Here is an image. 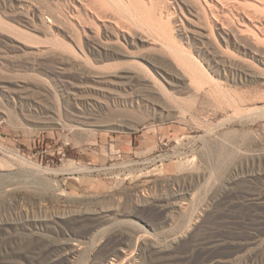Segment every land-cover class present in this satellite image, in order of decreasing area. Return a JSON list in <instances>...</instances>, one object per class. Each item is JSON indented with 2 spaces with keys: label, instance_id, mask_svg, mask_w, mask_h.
Masks as SVG:
<instances>
[{
  "label": "rangeland",
  "instance_id": "rangeland-1",
  "mask_svg": "<svg viewBox=\"0 0 264 264\" xmlns=\"http://www.w3.org/2000/svg\"><path fill=\"white\" fill-rule=\"evenodd\" d=\"M79 1L0 0V264H264V117L244 115L264 107V0H220L224 30L203 0L137 12L223 92L171 84L146 28ZM58 39L119 50L87 64Z\"/></svg>",
  "mask_w": 264,
  "mask_h": 264
},
{
  "label": "bare ground",
  "instance_id": "bare-ground-1",
  "mask_svg": "<svg viewBox=\"0 0 264 264\" xmlns=\"http://www.w3.org/2000/svg\"><path fill=\"white\" fill-rule=\"evenodd\" d=\"M80 4H83V6L86 8V10L88 9V7L90 6L89 2L88 3H83L79 0H77ZM88 1V0H87ZM103 3L107 4L108 7L110 6L111 8L115 9V11L117 10L118 13L120 12L121 14L127 16L129 19H130V22H132V24H134L135 26L139 27V28H146V32L147 34H149V36H151V38L153 39V41L155 42H159L160 45L167 49L170 54H172L174 57V60H176L175 62L178 64V66L180 67V69L183 71V76L181 78H176L175 81H172L171 84H180L182 86H191L193 87L195 90H199L201 88H203V86L205 85H212L214 90H217V91H222L221 87L219 86V84L217 83L216 80H214L209 74H208V71H206V69L204 67H202V65L200 64V62H198L195 58V56H193L189 51L187 50H184L182 48H179L177 47L176 45L173 44L172 40L170 37H165L163 35L160 36L158 35L157 33L153 32L152 29H150L149 27L146 26V23L144 20L145 18H142L139 14H137V12H139L141 9H147L146 8V5H145V1L144 0H101ZM148 3L151 5V6H154V4L152 3V0H147ZM200 1V0H199ZM205 2V5L207 6V8L209 9L210 11V14L212 17H215L214 20L216 22H218L220 25H219V30H224L226 29L227 25L225 24L224 22V19L222 17V19L220 18V16L218 15V6L217 4H219L218 2L220 0H211V1H208V0H203ZM225 1V0H224ZM223 1V2H224ZM77 2V3H78ZM222 1H220V3H223ZM227 2V1H226ZM225 2V3H226ZM91 3V2H90ZM175 3V2H174ZM230 3V2H229ZM93 4V3H92ZM99 4V3H98ZM227 4V3H226ZM232 4V3H231ZM77 5V4H76ZM222 5V4H221ZM225 5V4H224ZM103 6V5H101ZM167 6V5H166ZM181 6V5H180ZM231 6V5H229ZM82 7V6H81ZM83 7V8H84ZM92 7V5H91ZM94 8V7H93ZM100 8V7H99ZM163 8V7H162ZM165 8V7H164ZM103 9V7H102ZM204 9V8H203ZM231 10V9H230ZM88 11V10H87ZM90 11V10H89ZM96 11V10H95ZM146 11V10H145ZM33 12V11H32ZM38 12V11H37ZM73 12V11H72ZM85 12V11H84ZM99 13V10L96 11L95 13L98 14ZM150 12V11H149ZM221 12V11H220ZM39 13V12H38ZM92 13H93V10H92ZM102 13V12H101ZM104 13V12H103ZM33 14V13H32ZM232 14V12H231ZM142 15V14H141ZM173 15V14H172ZM205 15V13H204ZM40 16V15H39ZM38 16V17H39ZM120 16V15H119ZM184 16V15H183ZM228 16V15H227ZM246 16V15H245ZM250 16V15H249ZM248 16V17H249ZM102 17V15H101ZM106 17V16H105ZM104 17V18H105ZM144 17V16H143ZM169 17V16H168ZM226 17V16H225ZM234 17V16H233ZM251 17V16H250ZM41 18V17H40ZM39 18V19H40ZM87 18V17H85ZM227 18V17H226ZM48 19V18H47ZM107 19V18H106ZM232 19V18H231ZM250 19V18H248ZM53 20V19H52ZM51 20V21H52ZM110 21V18L108 19ZM168 20V19H167ZM205 20H208V19H205ZM239 20V19H238ZM252 20V19H251ZM45 21V20H44ZM229 21V20H228ZM227 21V22H228ZM237 21V20H236ZM253 21V20H252ZM101 22V21H100ZM107 22V21H105ZM233 22V21H232ZM95 23V22H93ZM113 23V22H112ZM118 23V22H117ZM120 23V21H119ZM170 23V22H169ZM230 23V21H229ZM237 23V22H236ZM251 23V22H250ZM167 24V23H166ZM214 24V23H213ZM234 24V23H233ZM238 24V23H237ZM253 24V23H252ZM1 25V24H0ZM120 25V24H119ZM118 25V26H119ZM231 25V24H230ZM53 26V25H52ZM166 26V25H165ZM213 26V25H212ZM51 27V26H50ZM117 27V26H116ZM121 27V25H120ZM163 27V26H162ZM210 27V26H209ZM216 27V26H215ZM231 27V26H230ZM245 27V26H243ZM257 26H255L256 28ZM107 28V27H106ZM112 28V27H110ZM234 28V27H233ZM246 28V27H245ZM247 28H250V27H247ZM246 28V29H247ZM254 28V29H255ZM57 29V28H56ZM138 29V28H137ZM217 29V28H216ZM229 29V27L227 28ZM242 29V28H241ZM257 29V28H256ZM264 29V28H263ZM237 30V29H236ZM251 30V28H250ZM116 31V30H115ZM162 31V30H161ZM173 31V30H172ZM234 31V30H233ZM243 31V30H242ZM241 31V33H242ZM255 31V30H254ZM253 31V32H254ZM117 32V31H116ZM160 32V30H159ZM165 32V31H164ZM170 32V31H169ZM219 32V31H218ZM232 32V31H231ZM252 33V32H251ZM250 33V34H251ZM88 34V33H87ZM175 34V33H174ZM173 34V35H174ZM262 34V33H261ZM81 35V34H80ZM99 35V34H98ZM133 35V34H132ZM181 35V34H180ZM255 35V34H254ZM253 35V36H254ZM20 36V35H19ZM24 36V35H23ZM123 36V35H122ZM213 36V34H212ZM234 36V35H233ZM237 36V35H236ZM234 36V38L236 37ZM78 37V36H77ZM81 37V36H80ZM174 37V36H173ZM25 38V37H24ZM28 38V37H27ZM121 38V37H120ZM225 38V37H224ZM255 38V37H254ZM259 38V37H257ZM97 39V38H96ZM174 39V38H173ZM238 39V38H237ZM59 40V39H58ZM115 40H119V36L118 34L116 35V39ZM121 40V39H120ZM179 40V39H178ZM228 40V39H227ZM235 40V39H234ZM255 40V39H254ZM28 41V40H27ZM56 41V40H55ZM176 41V40H175ZM260 41V40H258ZM133 42V41H132ZM178 42V41H177ZM81 43V42H80ZM77 44V45H74V47L72 45H69V44H64L63 42L60 43V40L59 42H55L53 44L54 47H56V49H60V50H63L65 51L66 53H69L70 55L74 56L75 59H82L83 61H86L87 64H88V56L89 54L93 55V56H98L100 58H104V59H109L113 56H115L114 54H118V48L115 47V46H109V48H111L112 52L111 54L107 53L106 51L109 50L108 48H101L100 47V44L97 45V43L94 45H82V44ZM76 44V43H75ZM107 44V43H106ZM154 44V43H153ZM108 45V44H107ZM133 45V44H132ZM49 46V45H48ZM180 46V45H179ZM104 47V46H102ZM249 47V46H248ZM251 47V46H250ZM256 47V46H255ZM151 48V47H150ZM190 48V47H189ZM192 48V47H191ZM254 48V47H253ZM252 48V49H253ZM55 49V48H54ZM107 49V50H106ZM248 49V48H247ZM251 49V48H250ZM57 51V50H56ZM40 52V51H39ZM121 53V52H120ZM193 53V52H192ZM245 53V52H244ZM255 53V52H254ZM69 55V56H70ZM88 55V56H87ZM124 55V54H123ZM131 55V54H130ZM195 55V54H194ZM262 55V54H261ZM260 55V56H261ZM224 56V54H223ZM258 56V55H257ZM263 56V55H262ZM171 57V56H170ZM232 57V56H230ZM46 58V57H45ZM133 58V57H132ZM172 58V57H171ZM229 58V56H228ZM173 60V61H174ZM248 61V60H247ZM251 61V59H250ZM230 63V62H229ZM234 63V62H233ZM135 64L137 65V68L140 67L142 69H145L142 64L140 62H135ZM176 64V65H177ZM219 64V63H218ZM216 65V64H215ZM177 66V67H178ZM224 66V65H223ZM90 67V66H88ZM117 67V66H116ZM176 67V68H177ZM178 67V69H179ZM237 67V66H235ZM120 68V67H119ZM220 69V68H219ZM144 71V70H143ZM149 71V70H148ZM216 74V73H215ZM89 75V74H87ZM157 76V75H156ZM150 77V76H149ZM180 77V76H179ZM220 78V77H219ZM150 79V78H148ZM153 86L155 88H157V90L162 94V96L169 100V101H174L175 100V96L173 95V91L171 92L169 90V88L167 87L168 85H170V83H164L161 81V79H158L157 77H153ZM3 89V88H2ZM6 89V88H5ZM184 89V88H183ZM212 90V91H214ZM211 91V89H210ZM211 91V92H212ZM182 92V91H181ZM216 92V91H214ZM223 92V91H222ZM226 98H227V94L226 93H222ZM216 96V95H215ZM193 98V97H192ZM178 99V98H177ZM67 102V101H66ZM195 102V101H194ZM228 103L232 106V103L230 101H228ZM182 108V107H181ZM237 108V107H236ZM235 108V109H236ZM236 115H240V114H243V111L242 110H239L236 109ZM249 112H246L244 113L245 116L249 117V116H252V117H255V116H259V117H264V107L263 108H258V109H255L254 111H250L248 110ZM244 115H242L244 117ZM246 118V117H244ZM250 118V117H249ZM229 120V119H227ZM225 122V121H224ZM226 123V122H225ZM12 157L18 161L19 163L23 164V165H27L29 167H32L34 169H36L37 171H39V173L41 172H47L49 170H42V168L32 162H29L27 160H25L23 157L19 156L18 154H15L13 153L12 154ZM69 169H72L70 167H74L72 163H69ZM51 172H54L56 173L55 171H51ZM68 244V243H67ZM64 248V247H63ZM67 250L66 252V255L67 256H71V255H74L79 249H74V246H66L65 247ZM81 248V247H80ZM74 257V256H73ZM126 261V260H125ZM124 261V262H125ZM114 262V261H113ZM113 262H110L108 264H116V263H113ZM87 264H94V262L92 260L88 261ZM107 264V263H106ZM117 264H120L119 262Z\"/></svg>",
  "mask_w": 264,
  "mask_h": 264
},
{
  "label": "built area",
  "instance_id": "built-area-1",
  "mask_svg": "<svg viewBox=\"0 0 264 264\" xmlns=\"http://www.w3.org/2000/svg\"><path fill=\"white\" fill-rule=\"evenodd\" d=\"M2 124V121H0V125Z\"/></svg>",
  "mask_w": 264,
  "mask_h": 264
}]
</instances>
